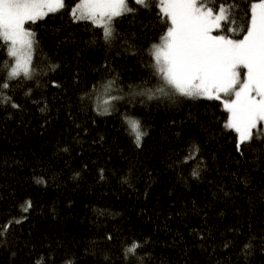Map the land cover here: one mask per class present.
<instances>
[{"label":"trees","instance_id":"1","mask_svg":"<svg viewBox=\"0 0 264 264\" xmlns=\"http://www.w3.org/2000/svg\"><path fill=\"white\" fill-rule=\"evenodd\" d=\"M206 2L241 39L258 0ZM77 3L25 22L31 78L0 41V264H264V134L240 144L222 97L164 85L159 0H127L110 40Z\"/></svg>","mask_w":264,"mask_h":264},{"label":"snow or ice","instance_id":"2","mask_svg":"<svg viewBox=\"0 0 264 264\" xmlns=\"http://www.w3.org/2000/svg\"><path fill=\"white\" fill-rule=\"evenodd\" d=\"M63 2L0 0V41L7 45L9 56L14 58L9 79L32 76L36 41L35 34L24 27L25 22H35L59 10ZM135 2L147 6V0ZM159 4L170 26L161 43L153 46L152 55L164 85L192 99L220 100V93L231 96L223 101L229 114L225 126L238 134L239 143L251 142L253 130L264 134V127H260L264 125V0L251 4L250 22L241 39L213 34L222 31L229 22L230 10L223 6H217L218 11L214 13L206 0H159ZM131 11L126 0H78L71 15L101 27L104 39L110 40L113 19ZM240 68L246 69L243 81ZM0 87L6 89L9 84L0 82ZM158 91L164 93V88ZM127 124L139 146L144 135L139 121L129 118ZM137 247L134 244L128 252L134 254Z\"/></svg>","mask_w":264,"mask_h":264},{"label":"rangeland","instance_id":"3","mask_svg":"<svg viewBox=\"0 0 264 264\" xmlns=\"http://www.w3.org/2000/svg\"><path fill=\"white\" fill-rule=\"evenodd\" d=\"M126 3H127V0H126ZM55 11V10H54ZM57 11V10H56ZM214 11V13H217V11L215 12V10H213ZM213 34L214 35H216V33H215V31L213 32ZM218 34V33H217ZM161 43V42H160ZM159 44V43H158ZM14 66V58H13V64H12V66H11V68ZM31 67H32V70H33V66H32V64H31ZM11 68H10V72H11ZM238 71H240V79H241V81H243V79H244V76H245V72H246V69H243V68H240V69H238ZM33 72V71H32ZM220 95H221V97H222V99L221 100H225V99H231L232 97L231 96H225V94L224 93H220ZM260 127H264V125H261ZM256 130H253V132H255ZM237 136H238V134H237ZM239 139V138H238Z\"/></svg>","mask_w":264,"mask_h":264}]
</instances>
